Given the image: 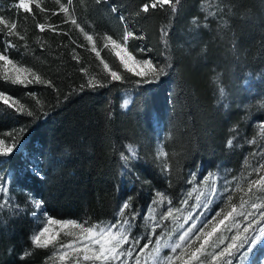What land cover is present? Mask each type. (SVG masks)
<instances>
[{
    "label": "trees",
    "instance_id": "trees-1",
    "mask_svg": "<svg viewBox=\"0 0 264 264\" xmlns=\"http://www.w3.org/2000/svg\"><path fill=\"white\" fill-rule=\"evenodd\" d=\"M18 2L0 0V16L15 22L25 39L0 32V51L10 39L16 45L6 50L10 58L53 86L12 84L0 72V91L25 106L23 113L0 107V133L19 129L23 134L11 153L0 156V182L8 188L3 201L0 197L5 207L0 214V264L45 263L48 249L34 248L30 241L36 226L31 196L57 218L115 222L129 197L142 217L154 190L175 204L191 173L236 169L242 150L235 144L249 134V121L264 122V0H180L175 14L168 5L140 12L150 0H72L71 15L94 36L98 48L105 34L122 35L119 17L124 16L139 37L129 42L133 55L146 48L150 52L137 58L166 54L172 64L166 77L147 85L135 83L141 78L122 66L114 67L125 79L83 91L80 86L88 76L81 67L89 75L102 74L84 34L65 22L56 0H31V13L16 7ZM208 12L216 14L205 19ZM38 23L51 24L56 31L46 27L40 32ZM162 28L168 32L167 53ZM101 57L110 66L119 65L108 50H101ZM124 97L127 107L121 102ZM233 137L229 148L227 141ZM22 145L36 154L38 172L26 165ZM129 145L137 159L126 166L121 154H128ZM158 145L167 157H158ZM163 160L169 173L161 170ZM12 207L19 211L13 213ZM140 217L132 229L135 234ZM26 250L31 255L21 259Z\"/></svg>",
    "mask_w": 264,
    "mask_h": 264
},
{
    "label": "snow or ice",
    "instance_id": "snow-or-ice-1",
    "mask_svg": "<svg viewBox=\"0 0 264 264\" xmlns=\"http://www.w3.org/2000/svg\"><path fill=\"white\" fill-rule=\"evenodd\" d=\"M97 3L103 0H96ZM31 0H19L18 7L26 13H31ZM59 4V10L66 20L79 29L84 34L85 39L91 45L90 51L95 54L102 66V74L89 75L86 67H81L80 71L88 76L86 83L80 86V91L85 87L89 89H98L107 87L114 81H121L125 76L120 71L114 70V67H120L127 73H132L138 79L137 84H151L159 82L166 77L172 64L166 54H162L160 59L142 58L150 52L149 49L136 50V55L129 50V42L138 39L134 31L129 30L126 19L120 16V21L124 24L122 35L114 38L112 35L105 34L102 39V48L97 47V40L93 35L85 32L84 28L78 23L77 19L70 13L72 0H67V4ZM180 0H150L140 6V12L148 13L156 8H163L168 5L171 12L175 14ZM40 10L47 11L36 4ZM204 8V5L201 6ZM112 12H117L116 7H112ZM56 13H53L55 15ZM215 12H208V16H214ZM139 15V13H137ZM192 24L199 27V21L193 18ZM0 32L6 37L16 36L20 40L25 37L17 31V24L10 22L0 16ZM36 27L40 32H44L46 27L51 31H56V27L49 24L38 23ZM207 27V25H204ZM167 29H161V38L164 53L168 51ZM5 51H0V72L5 81L12 84L28 86L32 84H48L53 86L51 81L44 80L38 73L31 68H25L15 63L7 54V49L15 48L16 45L10 39L3 41ZM38 43H40L38 41ZM43 47V43H40ZM27 47V45H25ZM101 50H108L110 55L118 59L119 65L110 66V64L101 57ZM74 51V50H73ZM78 63V55L72 57ZM220 95L223 97L224 89L220 88ZM31 95V94H30ZM0 107L7 106V109L14 110L16 113L25 112V106L19 101L14 100L4 91H0ZM129 101L125 100L124 107H127ZM28 116H33V112L28 111ZM259 137L264 138V122L258 124ZM238 134V133H237ZM236 137L227 141L229 148L234 146ZM249 145H256L257 139L246 141ZM13 151L12 146H5V141L0 139V156H7ZM127 155L121 154V160L125 165L137 159V152L131 145L127 146ZM158 157H167V153L162 149L158 152ZM251 157V159H250ZM255 164V166H253ZM251 169L247 175L246 169ZM161 170L165 173L170 172V166L167 160L161 161ZM257 174L256 179H249ZM192 179L190 184H194L191 191L184 194L181 199V207H173L171 198L165 193L156 192L152 199L146 214L140 217V213L133 209L132 198L126 199L120 206L115 222L89 223L88 221L78 222L74 219L59 220L51 216H46V223L34 234L30 236L31 244L34 248L51 249V255L47 257L45 264H251V255L260 246H264V145H259L252 152L245 156L242 164L240 176H233L229 179L225 176L222 191L217 187V177L209 173L200 183L206 187L201 190L200 185L196 184V173L190 174ZM247 182V189L243 187ZM235 184V188L232 185ZM8 188L3 182H0V193H7ZM236 192L243 193L240 196L239 204L233 203V197ZM195 204L192 210L184 215L185 207L190 199L193 198ZM216 197L220 198V203L230 210L225 211V207H220L215 214L208 218L211 211V205L215 204ZM247 197V198H245ZM42 201H34L36 209L41 208ZM167 204V211L160 214V220H157L159 206ZM196 209L204 211L194 215ZM5 207L0 205V214ZM11 211L15 213L18 208L12 207ZM143 221V234L139 237L132 234V229L136 224L137 218ZM222 217V218H221ZM164 220H171L173 227L169 229L163 224ZM183 220V222H181ZM191 221V224L185 228V224ZM53 225L57 226L53 229ZM162 228L159 235L156 234L157 228ZM61 234L69 238L67 242L61 239ZM230 234V235H229ZM153 237L155 240L153 241ZM141 240L146 241L141 245ZM151 245V247H150ZM138 249V250H137ZM165 249L169 250L168 255H163ZM179 250V251H178ZM135 254V255H134ZM31 255V251L26 250L21 259ZM260 264H264L261 261Z\"/></svg>",
    "mask_w": 264,
    "mask_h": 264
},
{
    "label": "rangeland",
    "instance_id": "rangeland-1",
    "mask_svg": "<svg viewBox=\"0 0 264 264\" xmlns=\"http://www.w3.org/2000/svg\"><path fill=\"white\" fill-rule=\"evenodd\" d=\"M137 59H141V58H137ZM124 101H125V97L121 101L122 104L124 103ZM246 120H248V119L246 118ZM260 123H261L260 121H255V120L249 121V123H248V125H249V134H246L244 136V139L242 138L240 142H237L235 144L236 147H241V150H242L241 151V155H242L241 159H240L239 164H238V166L236 167L235 170H233V171H227V170L207 171L205 173H202V174L196 176V184L200 185L201 190H206V187L204 185H202L200 182L203 181V179L206 176H208L209 173L213 174L215 177L218 178L216 187L220 191H222L221 185L223 184V180H224L225 176H227L229 179H231L233 176H237V177L240 176V173H241V170H242V164H243V160H244L245 156H248V154L250 152H252L253 149L258 148L259 145H264V138L259 137L258 124H260ZM22 135H23L22 134V130L18 129L17 131H13V132H11L9 130V131H5L3 133H0V139L5 141V146H12L13 149H14L15 147H17L18 144H20V142H21L20 137H22ZM254 138L257 139V144L256 145H249L246 142L247 140H251V139H254ZM156 151H157V154H158V152L161 151V148L159 147V145H158ZM21 155L25 158V163L29 167V169L32 170L33 172H38L37 168H36V165H35V163H36V154L27 153L26 147L24 145H22L21 146ZM250 159H251V157H250ZM253 166H255V164ZM250 171H251L250 168L246 169L244 171V174L247 175V173L250 172ZM256 178H258V177H257V174H255V173H253V175L251 177H249V179H256ZM194 186H196V185L188 183V185L186 187V190H185V193L191 191V189ZM232 187L235 188V184H233ZM243 187L245 188V190L247 189V182L246 181L244 182ZM156 192H160V191H158V190H154L153 191V194H152V197L150 199V202L146 206L143 215L146 214L148 206L150 205L152 199L154 198V194ZM5 194L6 193H0L1 201L4 200ZM184 194H183L181 199L184 198ZM242 194L243 193L236 192L234 197H233V203L239 204V199H240V196ZM194 196H195V193L193 194V198L189 200L188 205L184 206L185 209H186L185 212L183 213L184 215L187 214V211L192 210L191 206L195 204ZM245 198H247V197H245ZM29 199L31 200V203L33 205V210L31 211V215H32V218L34 219V221L36 222V226H35L32 234L36 233L44 225V223H46V216H51L52 218L59 219V220L74 219V220H77L78 222H83V221L75 219V218H57V217H54V216L50 215L48 212H46V210L43 207V204H42L41 208H39V209H36L34 207V201H41L37 196H31V197H29ZM181 199L177 203H175V204L173 203V207L174 208L175 207H181V204H180ZM216 201L217 202L215 204L211 205V211L208 213V218L209 219L211 218L212 215L215 214V211L219 210L220 207H225L223 204L220 203V198L219 197H216ZM228 210H230V209L225 207V211H228ZM166 211H167V204L166 203L161 205V206H159L158 212H157V220H160V214L161 213H165ZM201 211H204V210L203 209H196L195 212H194V215L198 214ZM181 222H183V220H181ZM163 224L166 225L169 229H171L173 227V225L171 224V220H164ZM190 224H191V221H189L188 224H185V228H187ZM139 225H140L139 228H137V230H139V233L135 234L134 232H132V234L137 236V237L141 236L143 234V231H144V229H143V221H141V223ZM52 227L55 230L57 226L53 225ZM161 231H162V228L158 227L156 229V234L159 235ZM61 239L64 242H67V240L69 238H66V237L63 236V234H61ZM154 240H155V237H153V241ZM145 242L146 241L141 240V245L140 246H142L143 243H145ZM150 247H151V245H150ZM168 254H169V250L165 249L164 252H163V255H168ZM50 255H51V249H48V253H47V255L44 258V262H46L47 257L50 256ZM250 259H251V264H260L261 261H264V246H260L257 249H255V251L251 255ZM26 264H28V263H26Z\"/></svg>",
    "mask_w": 264,
    "mask_h": 264
}]
</instances>
